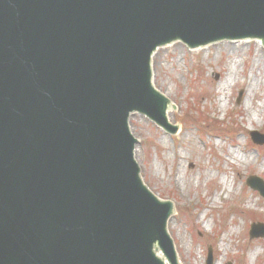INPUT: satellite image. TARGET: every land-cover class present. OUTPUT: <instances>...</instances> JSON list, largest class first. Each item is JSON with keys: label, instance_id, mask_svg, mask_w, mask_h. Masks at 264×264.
Wrapping results in <instances>:
<instances>
[{"label": "water", "instance_id": "95a60500", "mask_svg": "<svg viewBox=\"0 0 264 264\" xmlns=\"http://www.w3.org/2000/svg\"><path fill=\"white\" fill-rule=\"evenodd\" d=\"M242 39L264 46V0H0V264H179L129 117L178 131L157 47Z\"/></svg>", "mask_w": 264, "mask_h": 264}, {"label": "rangeland", "instance_id": "374dc122", "mask_svg": "<svg viewBox=\"0 0 264 264\" xmlns=\"http://www.w3.org/2000/svg\"><path fill=\"white\" fill-rule=\"evenodd\" d=\"M152 72L180 130L170 136L138 114L129 122L143 182L174 203L167 231L179 261L206 264L210 249L213 264H264V237L248 235L251 223H264V199L245 183L264 182V144L249 136L264 135V47L176 42L154 54Z\"/></svg>", "mask_w": 264, "mask_h": 264}, {"label": "bare ground", "instance_id": "6f19581e", "mask_svg": "<svg viewBox=\"0 0 264 264\" xmlns=\"http://www.w3.org/2000/svg\"><path fill=\"white\" fill-rule=\"evenodd\" d=\"M256 43H257V45H259V42L258 41H256ZM231 44V43H230ZM223 46V45H222ZM230 46H233V45H229V44H225V48H227V47H230ZM224 47V46H223ZM160 48H158L157 50H155V52L152 54V57H151V69H152V59H153V56H154V54L159 50ZM152 79H153V72H152ZM227 85V82H224L223 83V85ZM168 116V118H169V114L167 115ZM260 166L262 167H264V159L260 162ZM156 255L159 257V258H162V254L160 253V252H157L156 253ZM177 260H178V262H179V264H181L180 263V261H179V259H178V256H177ZM164 264H167V263H164Z\"/></svg>", "mask_w": 264, "mask_h": 264}]
</instances>
